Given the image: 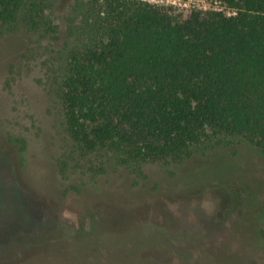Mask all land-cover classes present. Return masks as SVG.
<instances>
[{
	"label": "trees",
	"instance_id": "obj_1",
	"mask_svg": "<svg viewBox=\"0 0 264 264\" xmlns=\"http://www.w3.org/2000/svg\"><path fill=\"white\" fill-rule=\"evenodd\" d=\"M61 1L0 0V39L41 41L37 54L63 113L58 161L66 177L75 167L143 179L147 164H179L242 143L264 159V0H216L232 15L72 0L64 29ZM238 203L248 202L231 195V211Z\"/></svg>",
	"mask_w": 264,
	"mask_h": 264
},
{
	"label": "rangeland",
	"instance_id": "obj_2",
	"mask_svg": "<svg viewBox=\"0 0 264 264\" xmlns=\"http://www.w3.org/2000/svg\"><path fill=\"white\" fill-rule=\"evenodd\" d=\"M71 1L56 8L62 29ZM143 1L231 12L216 0ZM40 44L0 39V264H264V159L247 143L147 164L143 179L75 167L66 177L63 113ZM230 194L247 206L231 211ZM98 242L94 253L87 244Z\"/></svg>",
	"mask_w": 264,
	"mask_h": 264
},
{
	"label": "built area",
	"instance_id": "obj_3",
	"mask_svg": "<svg viewBox=\"0 0 264 264\" xmlns=\"http://www.w3.org/2000/svg\"><path fill=\"white\" fill-rule=\"evenodd\" d=\"M232 14H235V12H232V11H231V12H229V15H232Z\"/></svg>",
	"mask_w": 264,
	"mask_h": 264
}]
</instances>
